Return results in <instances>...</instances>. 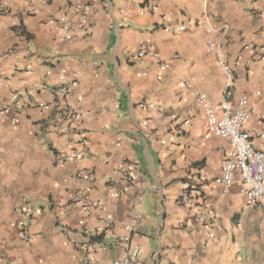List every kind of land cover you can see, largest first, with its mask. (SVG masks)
I'll return each mask as SVG.
<instances>
[{
	"label": "crops",
	"instance_id": "crops-1",
	"mask_svg": "<svg viewBox=\"0 0 264 264\" xmlns=\"http://www.w3.org/2000/svg\"><path fill=\"white\" fill-rule=\"evenodd\" d=\"M79 1L0 0L9 8L0 14V106L10 110L0 116V146H8L10 176L22 171L26 193L0 213V264H84L80 244L96 236L107 247L92 264H113L145 191L144 223L133 235L144 264H264V205H246L240 180L225 193L215 183L228 143L206 137L203 107L185 86L215 104L247 97L256 111L245 130L264 151V0H156L153 14L142 0H94L89 30L64 36L61 19ZM205 16L229 27V76L207 52L203 30L176 32ZM146 45L167 70L153 58L132 61ZM64 79L87 112L69 134L44 127ZM73 152L78 160L60 162ZM128 161L138 163L137 185L115 198L113 172ZM74 196L103 208L88 210ZM28 204L37 217L25 214ZM108 218L115 226L102 235Z\"/></svg>",
	"mask_w": 264,
	"mask_h": 264
},
{
	"label": "built area",
	"instance_id": "built-area-1",
	"mask_svg": "<svg viewBox=\"0 0 264 264\" xmlns=\"http://www.w3.org/2000/svg\"><path fill=\"white\" fill-rule=\"evenodd\" d=\"M142 4L144 9L152 14L157 11L156 0H142ZM93 9L94 0H80L73 7V10L65 14L61 19V28L64 36L75 34L79 28H84L86 31L87 29L89 30V17ZM261 11L264 13V3L261 6ZM8 13V6L5 4L0 5V14L6 15ZM190 27L198 28L205 32L207 52L216 56L218 68L229 76L231 69L225 48L222 45V39L225 40L229 36V27L218 22H211L205 16L201 19L190 18L188 22L179 26L176 32L180 33ZM263 51L261 50L258 53L259 60L262 61H264ZM147 58L156 60L162 71L167 70V63L162 60L161 56L150 45L144 46L132 57V61L143 63ZM185 86L190 96L203 107L207 123L206 137L224 139L228 143L223 175L215 180V183L221 185L225 193L240 180L242 182L241 193L245 198L246 205L251 209H259L264 205V151L258 150L254 146L251 135L245 130L255 114V106L249 102L247 97H241L235 105H232L227 100L215 104L209 100L207 94L198 91L192 83H185ZM55 96L54 115L44 127L46 129H56L62 134L77 131L86 119L87 112L72 102L73 84L66 79L62 80L61 85L55 92ZM15 98L17 97L15 96ZM9 111V107L0 106V116L8 114ZM19 120L18 117H14L12 122L18 124ZM79 141L84 143L86 139L81 138ZM124 141L125 139H120L114 145L120 147ZM80 156L79 152H73L70 156H61L60 162L78 160ZM137 165V162H123L114 170L113 177L117 180L113 182L110 189L115 198L122 197L136 187L137 180L134 170ZM77 177L80 180L86 179V176L81 173ZM187 188L196 190L193 186H188ZM145 195L146 191L140 193L134 199L133 216L127 232L118 240L123 256L120 260L113 262V264H144L141 258V248L133 243V235L144 223L142 206ZM72 201L81 203L88 210L103 208L101 202L91 201L87 197L74 196ZM183 201H189V196L184 197ZM24 212L27 216L33 218L37 217L39 213L36 208L29 204L25 206ZM114 226V219H106L105 228L101 234H109ZM80 247L84 253V264H92L96 254L105 250L107 246L96 236L82 242Z\"/></svg>",
	"mask_w": 264,
	"mask_h": 264
},
{
	"label": "rangeland",
	"instance_id": "rangeland-1",
	"mask_svg": "<svg viewBox=\"0 0 264 264\" xmlns=\"http://www.w3.org/2000/svg\"><path fill=\"white\" fill-rule=\"evenodd\" d=\"M0 146V213L6 214L8 205L12 202L17 201V197L24 196L26 193L22 192L23 182L25 177L22 175V171L14 177L10 176V169L8 168V161L6 159L8 154H5L6 150Z\"/></svg>",
	"mask_w": 264,
	"mask_h": 264
}]
</instances>
